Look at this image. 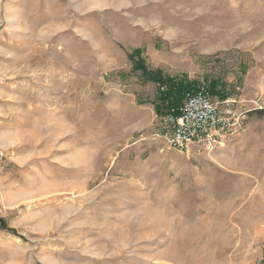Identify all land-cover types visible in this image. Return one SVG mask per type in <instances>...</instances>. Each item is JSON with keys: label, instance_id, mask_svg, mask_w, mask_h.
<instances>
[{"label": "rangeland", "instance_id": "374dc122", "mask_svg": "<svg viewBox=\"0 0 264 264\" xmlns=\"http://www.w3.org/2000/svg\"><path fill=\"white\" fill-rule=\"evenodd\" d=\"M134 48L220 79L246 130L170 148ZM255 101L264 0H0V264H263Z\"/></svg>", "mask_w": 264, "mask_h": 264}, {"label": "built area", "instance_id": "2783aa9c", "mask_svg": "<svg viewBox=\"0 0 264 264\" xmlns=\"http://www.w3.org/2000/svg\"><path fill=\"white\" fill-rule=\"evenodd\" d=\"M229 102L215 100L209 84H200L185 92L178 114L161 117L159 135L170 148L181 152L191 148L209 150L230 141L246 130L249 110L220 107V103ZM255 108L262 110L264 106L255 101Z\"/></svg>", "mask_w": 264, "mask_h": 264}, {"label": "trees", "instance_id": "16d2710c", "mask_svg": "<svg viewBox=\"0 0 264 264\" xmlns=\"http://www.w3.org/2000/svg\"><path fill=\"white\" fill-rule=\"evenodd\" d=\"M143 54L142 48H134L129 56L133 62V71L140 72L141 80L144 82L151 81L157 85L156 97L152 102L157 115L164 117L172 112L178 114L185 92L195 88L196 82L189 79L185 74L181 76L170 75L160 68H150ZM208 84L213 97H217L220 101L228 99L230 93L220 79L209 80ZM0 222L3 227L6 226L1 218ZM262 263L264 264V259Z\"/></svg>", "mask_w": 264, "mask_h": 264}]
</instances>
